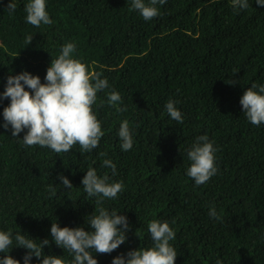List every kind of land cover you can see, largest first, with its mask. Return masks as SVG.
<instances>
[{
  "label": "trees",
  "instance_id": "trees-1",
  "mask_svg": "<svg viewBox=\"0 0 264 264\" xmlns=\"http://www.w3.org/2000/svg\"><path fill=\"white\" fill-rule=\"evenodd\" d=\"M10 2L0 0V94L9 75L24 71L45 83L51 60L67 43L108 88L92 106L104 135L91 153L78 144L60 154L25 147L27 130L16 138L2 126L10 101H0V231L48 239L44 254L71 264L73 257L51 242L52 223L91 231L88 216L104 208L126 216L130 230L111 254L93 253L98 264L151 248L153 220L175 232V264H264V124L252 125L240 104L252 84L264 86V7L255 0L244 10L232 0H167L145 21L129 10L131 0H46L52 24L37 28L26 22L29 0H13L11 14ZM113 91L121 96L116 106L107 103ZM169 100L183 123L168 116ZM124 120L133 137L129 151L118 138ZM203 135L216 150L217 173L197 187L186 175L187 150ZM106 159L115 174L103 166ZM89 168L122 183L123 191L102 203L89 198L81 183ZM60 175L71 190L60 186ZM212 207L219 219L209 216ZM26 254L10 252L20 264ZM30 264L42 261L33 257Z\"/></svg>",
  "mask_w": 264,
  "mask_h": 264
},
{
  "label": "clouds",
  "instance_id": "clouds-1",
  "mask_svg": "<svg viewBox=\"0 0 264 264\" xmlns=\"http://www.w3.org/2000/svg\"><path fill=\"white\" fill-rule=\"evenodd\" d=\"M166 3L167 0H148L147 3L145 0H131L129 10L139 12L145 21H150L159 15L157 5ZM255 3L264 7V0H255ZM232 6L234 9L244 10L249 4L248 0H232ZM16 7L11 0L7 6L9 14L14 13ZM24 11L26 22L34 27L52 24L46 11V0H29ZM32 40V36L26 37L29 45ZM75 50L74 43H67L62 47L58 58L51 60L45 83H41L38 76L27 71L9 75L5 90L0 94V101H10L3 109L2 126L5 129L10 126L11 135L16 138L27 130L21 140L25 147L39 146L60 154L69 152L77 144L82 152L88 153L99 146L104 133L92 106L97 102V93L108 88V81L106 78L101 79L99 73L89 72L84 63L73 58ZM257 88L258 91L255 90ZM120 102L119 93H109L107 103L110 106H116ZM240 104L243 114L252 125L264 124V86L252 84L244 92ZM165 109L171 120L183 123L182 113L176 108L174 101L169 100ZM118 138L123 151L132 149L133 137L127 120L119 127ZM215 151L207 135L197 137L187 150L190 166L186 169V175L194 181L195 186L207 183L216 175ZM103 166L110 168L113 174L116 173V165L111 160H104ZM58 179L64 189L73 188L69 179L63 175L58 176ZM81 183L89 198H98L97 203H102L104 199H114L123 191L122 183H109L107 174L100 177L93 168L86 171ZM98 211V215L88 216L89 219L86 220L91 231H85L83 227L61 228L58 222L52 223L51 242L73 257L71 264H98L93 253L111 254L126 242L125 233L130 230L127 217L104 208ZM209 216L219 219L215 207L210 209ZM148 232L153 241L151 248L129 251L127 258L117 256L112 264H175L178 254L170 241L175 239L176 234L169 224L153 220L148 224ZM37 241L21 234V231L15 234L11 230L0 231V253L4 254L0 257V264H20V261L10 255L13 248L27 250L23 258L24 264H30L33 257L41 260L42 264H65L61 257L44 254L43 249L50 246L48 239L39 243ZM217 264L221 262L217 261Z\"/></svg>",
  "mask_w": 264,
  "mask_h": 264
}]
</instances>
